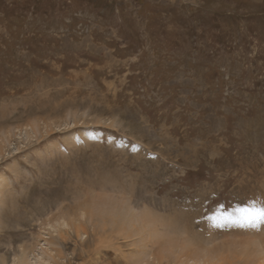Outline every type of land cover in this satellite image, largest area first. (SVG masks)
<instances>
[{"label":"rangeland","instance_id":"rangeland-1","mask_svg":"<svg viewBox=\"0 0 264 264\" xmlns=\"http://www.w3.org/2000/svg\"><path fill=\"white\" fill-rule=\"evenodd\" d=\"M253 199L264 0H0V264H260L202 219Z\"/></svg>","mask_w":264,"mask_h":264},{"label":"bare ground","instance_id":"bare-ground-1","mask_svg":"<svg viewBox=\"0 0 264 264\" xmlns=\"http://www.w3.org/2000/svg\"><path fill=\"white\" fill-rule=\"evenodd\" d=\"M109 206L110 207H108V208H106V206H105V209L100 211L101 215L99 217H102V219L104 218V219L108 220L107 218H108V216H110L111 221L113 223V226L119 227L120 224L122 227H124L125 224H128L130 226H133L135 224L140 226V223L141 224L144 223V225L145 224H148V225L151 224L147 213L143 214L144 212H141V213H135L134 214V213H131L132 211L129 212L127 210H126V212H122V210H120L119 207H116L114 205H109ZM103 215H106L107 217H103ZM62 223L65 224V221H63ZM173 224H174L175 228H178L181 226L182 222L174 219ZM185 230L188 231L187 225L185 226ZM259 231L262 232V234L259 235V237H257L255 230H251L249 233H245V234L246 235L251 234L250 235L251 238L253 236H255L254 240L252 241V245L254 248V250H253L254 252L253 251L252 252L254 253V257H256V260L258 262H260V264H264V229H261ZM218 233H219L218 231H215L212 236L214 237ZM195 239L202 240V238L199 237L198 234H192V236H191V241H193L195 244L199 245V243H197L195 241ZM236 245H237V249H239L240 247L241 248L243 247L242 244H236ZM192 246H194L195 252L192 251L191 246L190 247L186 246L188 249H186V251L183 252V255L180 254V256H185V255H189V254L194 252V254L191 257L186 258V262H188V264H224L225 259L223 258V256L221 258L222 261L219 259L218 260L216 259V257H221V256H218L219 252H212L213 254L211 253V251L215 250V249H213V248H215V246L213 244H212V246H209L208 244H206V246H204V247H200V246H196V245H192ZM207 248L210 249L211 251H209ZM252 252H250V253H252ZM223 253H224V251H223ZM42 255H43V257L39 259V261H42L41 264H43V262L49 263V261L44 260V258L46 256H48V257L50 256V254H48V251L43 250ZM17 264H29V259H28V256L26 255V253H24L23 256L17 260ZM38 264H40V263L38 262ZM249 264H253V261L249 262Z\"/></svg>","mask_w":264,"mask_h":264},{"label":"snow or ice","instance_id":"snow-or-ice-1","mask_svg":"<svg viewBox=\"0 0 264 264\" xmlns=\"http://www.w3.org/2000/svg\"><path fill=\"white\" fill-rule=\"evenodd\" d=\"M202 219L217 229L238 228L259 231L264 229V201L253 199L242 206L230 209L221 207L210 215L203 213Z\"/></svg>","mask_w":264,"mask_h":264}]
</instances>
